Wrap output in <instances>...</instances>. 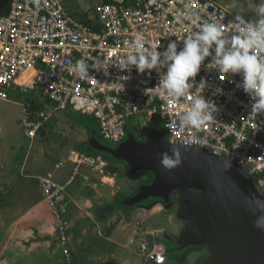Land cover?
Instances as JSON below:
<instances>
[{"label":"built area","instance_id":"1","mask_svg":"<svg viewBox=\"0 0 264 264\" xmlns=\"http://www.w3.org/2000/svg\"><path fill=\"white\" fill-rule=\"evenodd\" d=\"M191 13L198 14L201 23L217 18L224 25L236 15L216 0H102L96 16L80 18L71 16L62 0H9L6 15H0V100L8 99L7 89L12 86L26 91L40 87L41 96L55 110L70 109L93 118L101 139L113 146L126 140L133 118L150 123L157 117L170 145L200 148L226 159L246 169L256 188L264 191V113L252 114L253 101L238 87L240 74L223 78L206 67L211 57L205 60L195 82L207 81L202 95L214 104L210 106L214 119L196 129L180 121L200 95L199 89L192 86L178 102L169 103L167 96L153 91L160 74L125 67V57L138 37L145 47L160 52L172 41L178 42V50L182 48V41L198 31L187 18ZM80 60L89 65L87 77L75 70ZM98 60L106 71L95 69ZM49 116L38 112L25 117L26 136L35 138ZM66 161L73 165L66 183L61 185L48 175L40 178V188L56 224L57 242L71 264L67 225L61 218L62 194L81 168L101 179H112L114 172L103 156L87 151H70ZM66 161L56 163L55 169ZM140 250L150 264L167 263L163 245L143 244Z\"/></svg>","mask_w":264,"mask_h":264},{"label":"rangeland","instance_id":"2","mask_svg":"<svg viewBox=\"0 0 264 264\" xmlns=\"http://www.w3.org/2000/svg\"><path fill=\"white\" fill-rule=\"evenodd\" d=\"M62 1L64 9L75 18L86 15L96 16V9L102 3V0ZM216 1L227 6L236 14L245 15L246 20L254 15L251 10L247 9L245 0H240L243 6L233 3V0ZM8 5L9 0H0V15H6ZM24 91L26 90H16L12 86L7 89L8 99L0 100V163L2 165L0 167V264H69L58 242L57 244L51 243L48 247L42 245L32 248V238L28 236L29 242H23L22 239L21 241L16 240L15 234L12 238L11 230L14 229L16 220L21 216L15 214L28 209L31 203L34 202L35 204L41 200L48 208L38 178L53 174V179L64 185L73 172V165L66 161L68 153L70 151L79 152L82 149L90 136L89 127L94 126L97 129V123L93 118L70 109L55 110L54 106L43 96V101L40 102V87H36L34 90L27 88V93ZM32 101L39 103L34 110L29 108ZM38 112H44L50 116L44 129L35 138L29 139L25 134L22 121L25 117L35 115ZM139 127H143L144 131L138 132ZM128 129L137 141L145 143L156 130L163 129V123L157 117L150 123L135 117L129 122ZM98 138L103 143L112 145L102 140L100 136ZM61 161H66L65 165L58 170L55 169V164ZM107 161L114 172V186L109 188L110 192L115 190L111 201L131 197L138 191L142 183H148L151 179L150 175L145 172L133 175L123 161L117 159H107ZM83 172L87 174L90 171L81 168L79 174L75 176L74 182L67 186L62 194L61 218L66 223L68 232L72 235L68 242L69 249L72 250L71 264H101L108 260H113L116 264H150L145 261L138 245L133 243L127 249H123L115 244L128 238V235L131 234L129 229L130 227L133 229L137 220L142 221L143 225L137 222L136 230L161 231L155 238V243L163 245L169 251L166 264H201L202 260L211 252L206 246H201L194 248L195 250H188L193 251L187 255L188 259L187 256L182 259L179 255L180 252L174 242L179 237L184 225L183 222L177 220V215L174 213V210L180 207L175 205L177 194H172L167 203L157 202L155 204L160 205L165 211L148 213L150 215L143 220L139 216L140 211L137 207H134L133 210L131 208V211L118 207L119 209L110 218L111 223L107 229H105L100 217L97 216L94 217V220L83 218L80 222H76V214L72 210L75 206L71 200L91 197L83 185L81 177ZM92 176L99 180L97 173H92ZM108 193L105 191L104 195ZM261 193L264 195V191ZM100 196H98L100 201L107 202L106 197H103L102 194ZM153 202L149 201L144 205L148 206ZM83 211L92 212V210L85 208ZM33 215L30 213L22 216L23 219L21 220L23 221L21 223L26 230L32 229L37 221ZM120 220L125 226V234L124 231L121 232L120 230L122 224L117 223ZM81 227H85L87 232L84 237L80 236L82 241H77ZM113 227L115 229L111 239L107 240L104 239L105 237L97 236L96 232L101 230L106 236L105 231H111ZM55 235L57 237V234ZM75 235H77L76 241L72 238ZM36 239L33 238L37 241ZM17 241L25 244L24 250L16 248ZM106 256L110 258L105 259Z\"/></svg>","mask_w":264,"mask_h":264},{"label":"water","instance_id":"3","mask_svg":"<svg viewBox=\"0 0 264 264\" xmlns=\"http://www.w3.org/2000/svg\"><path fill=\"white\" fill-rule=\"evenodd\" d=\"M89 135L80 151L123 161L133 175H150L148 183L119 202L122 208L144 207L154 201L146 207L149 209L177 194L175 205L180 207L174 213L184 225L174 242L180 256L206 246L211 252L201 264H264V228L256 227L258 219L264 222V195L246 169L200 148L170 145L163 129L145 143L128 131L126 140L116 146L100 141L93 127H89ZM173 150L180 163L166 169L160 164V154L171 155ZM157 236L149 233L141 239L149 247Z\"/></svg>","mask_w":264,"mask_h":264},{"label":"clouds","instance_id":"4","mask_svg":"<svg viewBox=\"0 0 264 264\" xmlns=\"http://www.w3.org/2000/svg\"><path fill=\"white\" fill-rule=\"evenodd\" d=\"M233 3L241 4L240 0H233ZM245 3L254 14L248 20L245 15L236 14L227 25L217 18L201 23L200 16L191 13L187 18L197 25L198 31L182 41V48L178 50V42L172 41L166 50L160 52L158 48L145 47L138 37L134 50L125 57L127 70L135 67L139 73L155 70L160 74L159 84L153 91L167 96L169 103L178 102L192 86L199 89L200 95L193 98L191 106L181 118L180 123L185 127L198 129L214 119L210 107L214 104L202 95L208 87L207 81L201 78L198 84L195 82L202 64L209 57L211 62L206 67L217 70L223 78L236 74L242 76L238 87L253 101L252 114L264 113V0H245ZM222 27L229 31H221ZM94 67L107 70L103 61L99 60ZM75 70L82 77H87L89 65L83 60L77 61ZM179 163V155L175 150L171 155L168 152L160 154V164L166 169H172ZM256 227L264 228V222L258 219Z\"/></svg>","mask_w":264,"mask_h":264},{"label":"crops","instance_id":"5","mask_svg":"<svg viewBox=\"0 0 264 264\" xmlns=\"http://www.w3.org/2000/svg\"><path fill=\"white\" fill-rule=\"evenodd\" d=\"M1 166L2 165L0 163V167ZM90 172H92V171H90ZM90 172H87V174L85 172H83L81 177L83 180V185H84L86 191H88L90 193L91 197L89 196L88 198H83L80 200H78L79 198H77L75 200L71 198L72 199L71 202L75 206V208L74 207L72 208V210L76 214V220L75 221L80 222L81 219H83V218L94 220V217L97 216V217H100V219L103 221V223L105 225V229H107V226H109L111 223L110 218L121 207L119 205V202L122 201V198H120V199L118 198L115 201L110 200L111 197H113L115 194V190L111 191V192L109 191L110 190L109 188H112V186H114V178H112V179H101V177L98 175L99 176V180H98L92 176V173H94V172H92V173H90ZM49 175L52 176L53 174H49ZM84 177H87V179L85 180ZM40 178L41 177L38 178L39 183H40ZM61 185H63V184H61ZM105 191L109 192V193L107 195H104ZM101 194L103 197H106L107 202H102L99 200L98 196H100ZM126 198H129V197H125L124 199H126ZM78 201H80V202H78ZM143 206L144 207H137L138 210L140 211L139 216L141 217L142 220H143V218L145 219L150 215L148 213H156V212L165 211L160 205H154L153 207H151L149 209L146 208L147 206H145V205H143ZM83 208L90 209V210H92V212H89V211L84 212ZM123 209L131 211V208H123ZM133 209L134 208H132V210ZM30 213H33L34 215L36 214V216L33 215V218L34 217L37 218L36 219L37 221H36L34 227H32V229L26 230V228H24L23 224L21 223L23 221L21 219H23L22 216L28 215ZM15 215H19V216L21 215V216L19 219L16 220L15 226H13L14 229L11 230L12 231V234H11L12 238H13V234H15L14 238H16V240L21 241V239H22L23 242L24 241L29 242V240H28V236H29V238H32V241H33V243L31 242L32 248H35L37 246L41 247L42 245L48 247V246H50L51 243L57 244V237L55 235V234H57L55 221L51 215L50 210L46 207L45 204H43V202H41V200L39 202H35V204H34V202L31 203V205L29 206L28 209H26V210H24L18 214H15ZM13 216H14V214H13ZM140 217H138V218H140ZM97 221L99 222L98 219H97ZM137 222H139V223H141V225H143L142 221L137 220ZM137 222L134 223L133 229L131 227L129 229V226H128V229L131 231V234L128 235V238H126L125 241H119L118 243H115V242L114 243L119 245L123 249H127L129 247V245H132L133 243L140 247L141 245L144 244V241L141 239V238H143L144 235H147L149 233H158V234L161 233V231H159V230L158 231L146 230V229L136 230L135 227H136ZM10 223H12V222H10ZM117 223L121 225L122 220L118 221ZM96 224H98V223H96ZM117 225H116V228H117ZM7 227H8V224H7ZM114 229L115 228L113 227V229H111V231L106 230L105 231L106 236L103 234L102 230L100 232L97 231L96 233H97L98 237H101V238L105 237L104 239L108 240V239H111V235L114 233L113 232ZM124 229H125V226L122 224V226L120 227V230H121V232L124 231V234H125ZM67 230H69V229L67 228ZM86 232H87V229L85 227L84 228L81 227L79 230V237H78L77 241H82V238L80 236L84 237V234ZM36 233H38V234H36ZM25 236H27V237H25ZM46 236H48V237H46ZM68 236L70 237L72 235L69 233ZM44 237H46V239H44ZM49 237H50V239H49ZM33 238L34 239L37 238L36 239L37 241L33 240ZM72 238H73V240H75V238L77 239V235L73 236ZM50 240H52V241H50ZM16 243H17V246H16L17 249H22V250L25 249L24 243H20L18 241ZM71 251L72 250H70V253L72 254ZM109 258L110 257H107V256L105 257V259H109Z\"/></svg>","mask_w":264,"mask_h":264},{"label":"trees","instance_id":"6","mask_svg":"<svg viewBox=\"0 0 264 264\" xmlns=\"http://www.w3.org/2000/svg\"><path fill=\"white\" fill-rule=\"evenodd\" d=\"M27 93V92H26ZM40 94V93H39ZM40 96V95H39ZM43 97L41 96L40 97V102H42L43 101V99H42ZM39 105V103H37V102H35V101H32L31 102V104H30V109H32V110H34L37 106ZM94 127V126H93ZM95 128V127H94ZM106 160L108 159V158H106V157H104ZM109 167L111 168V165H110V163H109ZM112 169V168H111Z\"/></svg>","mask_w":264,"mask_h":264},{"label":"flooded vegetation","instance_id":"7","mask_svg":"<svg viewBox=\"0 0 264 264\" xmlns=\"http://www.w3.org/2000/svg\"><path fill=\"white\" fill-rule=\"evenodd\" d=\"M93 128H94V127H93ZM193 250H195V249H193ZM189 253L191 254V253H193V251L191 250V251H187V252H185V253L181 256L182 259H184L185 256L189 255ZM187 259H188V256H187Z\"/></svg>","mask_w":264,"mask_h":264}]
</instances>
